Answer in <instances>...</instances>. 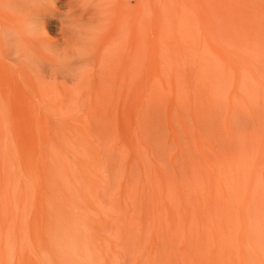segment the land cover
Returning a JSON list of instances; mask_svg holds the SVG:
<instances>
[{
	"label": "rangeland",
	"instance_id": "rangeland-1",
	"mask_svg": "<svg viewBox=\"0 0 264 264\" xmlns=\"http://www.w3.org/2000/svg\"><path fill=\"white\" fill-rule=\"evenodd\" d=\"M172 1L126 110L0 113V264H264V0Z\"/></svg>",
	"mask_w": 264,
	"mask_h": 264
},
{
	"label": "bare ground",
	"instance_id": "bare-ground-1",
	"mask_svg": "<svg viewBox=\"0 0 264 264\" xmlns=\"http://www.w3.org/2000/svg\"><path fill=\"white\" fill-rule=\"evenodd\" d=\"M172 2L154 0L159 36L172 32L164 26L186 20L182 13L177 15ZM196 4L210 36L225 39L230 30L223 26L229 25L231 16L211 1ZM148 5L149 0H136L135 5L130 0H0V113L18 110L9 105L12 96L28 99L30 91L57 112L126 110L134 84L141 81L143 88L149 54ZM30 100L23 104L26 111L37 103Z\"/></svg>",
	"mask_w": 264,
	"mask_h": 264
}]
</instances>
